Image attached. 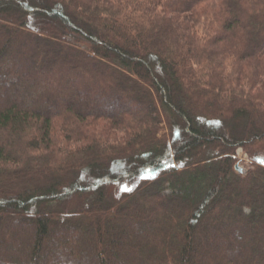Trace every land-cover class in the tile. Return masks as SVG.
<instances>
[{
  "label": "trees",
  "instance_id": "trees-1",
  "mask_svg": "<svg viewBox=\"0 0 264 264\" xmlns=\"http://www.w3.org/2000/svg\"><path fill=\"white\" fill-rule=\"evenodd\" d=\"M203 263L264 264V0H0V264Z\"/></svg>",
  "mask_w": 264,
  "mask_h": 264
},
{
  "label": "rangeland",
  "instance_id": "rangeland-1",
  "mask_svg": "<svg viewBox=\"0 0 264 264\" xmlns=\"http://www.w3.org/2000/svg\"><path fill=\"white\" fill-rule=\"evenodd\" d=\"M34 27H29V28H27L26 29V33H32V32H34ZM50 39H55L56 40V38H55V36H50ZM71 44L72 45H74V43L73 42H71ZM79 45V44H78ZM81 46V45H80ZM62 48L64 47V45H62L61 46ZM57 54V53H56ZM139 83L141 82V81H139V80H137ZM41 93H42V91H41ZM15 98L18 100V101H20V102H27V99L24 97V96H22V95H20V96H17V95H15ZM67 99H69L68 97H61V98H55V100H67ZM67 102H68V100H67ZM218 121H219V123H221V126H219V127H222V125L224 124L221 120H219L218 119ZM223 129H225V127H223ZM226 130V129H225ZM167 133L168 134V130H163L162 131V133L161 134H163V133ZM236 155L238 156V159H239V161L237 162V164L240 166V168H242V170L244 171V172H246L249 168H250V164H251V160H250V157H249V154L245 151V150H243V148H238L237 150H236ZM124 165H123V167L122 168H124V169H127L128 167H130V165L129 164H127L126 162L125 163H123ZM176 166H178V165H176ZM185 176H184V180L186 181V172H185V174H184ZM111 186H110V188H111V191H115V194H117L118 193V191H120V190H122V191H126V190H128V189H130V184L128 183V185L127 184H123V185H121V186H119V188H118V186L116 185H114V184H110ZM194 193L197 195L198 193H199V189L196 187V188H194ZM183 200H187L186 198H184ZM185 202H187V201H185ZM223 218H225L226 219V221H228V222H232L231 220H233V218L228 214V215H225V216H222ZM211 219V218H210ZM105 227H106V229H108L107 228V225L105 224ZM237 228V226H235L234 227V229H236ZM230 242L231 243H240V244H242V246L243 247H241V250H240V254H239V257L240 258H242V257H245V251L246 250H251V252H253V253H256V251L258 250L257 248H255V243L254 242H251V241H246V243L244 242H242V240L240 239V238H238V237H233V238H231L230 239ZM230 242H221L220 244H216V243H213L211 246H210V250L213 252V253H218V252H222V250L223 249H225V248H227V246H228V244L230 243ZM198 243H201V242H198ZM199 245V244H198ZM248 248V249H247ZM253 248H255V250L253 249ZM257 249V250H256ZM203 264H205V263H203Z\"/></svg>",
  "mask_w": 264,
  "mask_h": 264
},
{
  "label": "water",
  "instance_id": "water-1",
  "mask_svg": "<svg viewBox=\"0 0 264 264\" xmlns=\"http://www.w3.org/2000/svg\"><path fill=\"white\" fill-rule=\"evenodd\" d=\"M235 169H236L238 172H240V173L243 172L242 168H240V166H239L238 164H236Z\"/></svg>",
  "mask_w": 264,
  "mask_h": 264
},
{
  "label": "snow or ice",
  "instance_id": "snow-or-ice-1",
  "mask_svg": "<svg viewBox=\"0 0 264 264\" xmlns=\"http://www.w3.org/2000/svg\"><path fill=\"white\" fill-rule=\"evenodd\" d=\"M130 190V189H129Z\"/></svg>",
  "mask_w": 264,
  "mask_h": 264
}]
</instances>
